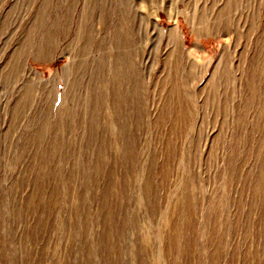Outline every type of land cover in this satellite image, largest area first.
<instances>
[{"label":"rangeland","instance_id":"1","mask_svg":"<svg viewBox=\"0 0 264 264\" xmlns=\"http://www.w3.org/2000/svg\"><path fill=\"white\" fill-rule=\"evenodd\" d=\"M0 264H264V0H0Z\"/></svg>","mask_w":264,"mask_h":264},{"label":"bare ground","instance_id":"2","mask_svg":"<svg viewBox=\"0 0 264 264\" xmlns=\"http://www.w3.org/2000/svg\"><path fill=\"white\" fill-rule=\"evenodd\" d=\"M92 15H93V13H92ZM167 36H168V40H171V38L173 37V34L171 33V31L168 32ZM39 47H40V46H39ZM32 52H33V51H32ZM37 54H38V53H37Z\"/></svg>","mask_w":264,"mask_h":264}]
</instances>
